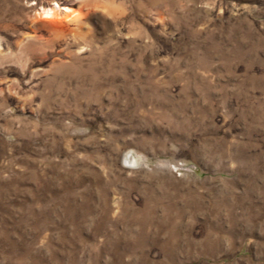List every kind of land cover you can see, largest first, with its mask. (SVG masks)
Returning a JSON list of instances; mask_svg holds the SVG:
<instances>
[{
	"label": "rangeland",
	"instance_id": "obj_1",
	"mask_svg": "<svg viewBox=\"0 0 264 264\" xmlns=\"http://www.w3.org/2000/svg\"><path fill=\"white\" fill-rule=\"evenodd\" d=\"M0 264H264V0H0Z\"/></svg>",
	"mask_w": 264,
	"mask_h": 264
},
{
	"label": "bare ground",
	"instance_id": "obj_2",
	"mask_svg": "<svg viewBox=\"0 0 264 264\" xmlns=\"http://www.w3.org/2000/svg\"><path fill=\"white\" fill-rule=\"evenodd\" d=\"M55 7L43 9L41 15L44 17L45 21H49L50 23H57L58 25H61L63 21L68 20L71 15H73L75 12L72 9L64 8L62 13H57Z\"/></svg>",
	"mask_w": 264,
	"mask_h": 264
}]
</instances>
